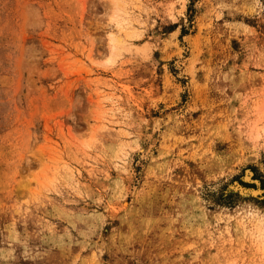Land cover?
<instances>
[{
  "label": "rangeland",
  "instance_id": "1",
  "mask_svg": "<svg viewBox=\"0 0 264 264\" xmlns=\"http://www.w3.org/2000/svg\"><path fill=\"white\" fill-rule=\"evenodd\" d=\"M0 264H264V0H0Z\"/></svg>",
  "mask_w": 264,
  "mask_h": 264
}]
</instances>
